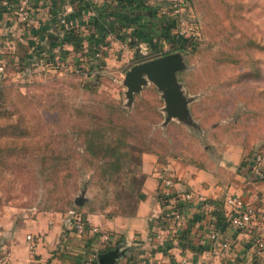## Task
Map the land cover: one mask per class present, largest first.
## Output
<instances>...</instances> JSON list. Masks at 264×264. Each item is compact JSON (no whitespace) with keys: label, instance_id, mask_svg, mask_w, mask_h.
<instances>
[{"label":"rangeland","instance_id":"1","mask_svg":"<svg viewBox=\"0 0 264 264\" xmlns=\"http://www.w3.org/2000/svg\"><path fill=\"white\" fill-rule=\"evenodd\" d=\"M185 1L201 38L191 49L178 47L174 27L140 1L136 8L154 19L153 36L104 30L102 19L95 25L91 13H82L62 45L41 44L37 29L9 36L12 48L1 45L0 103L27 136L0 137V221L48 213L68 220L70 210L131 215L146 177L144 155L163 164L179 158L231 165L241 148L244 183L264 186V0ZM173 53L184 61L176 79L190 123L166 121L162 94L151 82L131 102L126 96L131 67Z\"/></svg>","mask_w":264,"mask_h":264},{"label":"crops","instance_id":"2","mask_svg":"<svg viewBox=\"0 0 264 264\" xmlns=\"http://www.w3.org/2000/svg\"><path fill=\"white\" fill-rule=\"evenodd\" d=\"M139 1L27 0L25 9L28 18L20 24L18 13H21L23 0H0V47L12 48L14 41L9 36L21 29L27 30V33L39 30L44 35L41 38H45L41 39V44L45 46L48 43L62 45L66 42L56 36L59 34V17L79 21L82 13H91L87 18L95 25L102 19L103 27L100 26L104 30L111 29L121 34L128 32L134 36L144 32L143 35L153 36L151 24L154 19L136 8L140 5ZM134 26L135 29H132ZM97 31V28L94 29V33ZM50 33L56 34V37ZM25 43L33 45L30 38ZM241 150L236 151L237 159L231 165L226 160H218L209 166H198L182 162L179 158H167L163 164L158 157L144 155L143 173L146 177L134 215L112 218L101 213L83 215L90 225L111 234L108 243L99 241L97 235H76L69 229L70 219L66 220L56 213L22 221L2 219L0 264H99L100 255L114 250H118L115 264H180L182 259H187L190 264H264V257H255L251 246L253 238L264 241V221L257 220L249 232L231 228L223 218L222 202L228 195L241 197L246 205L254 209L260 208L262 203L264 205V186L255 183L249 187L240 173L243 167L237 168ZM160 173L175 179L178 191L190 189L218 204L215 211L207 216L191 209L186 228L173 241L167 240L162 245L156 239L161 229L154 226V218L162 213L157 200ZM212 224L221 231V241L226 239L231 242L229 256H222L219 247L211 251L209 232ZM27 235L35 238L34 243L26 239Z\"/></svg>","mask_w":264,"mask_h":264},{"label":"built area","instance_id":"3","mask_svg":"<svg viewBox=\"0 0 264 264\" xmlns=\"http://www.w3.org/2000/svg\"><path fill=\"white\" fill-rule=\"evenodd\" d=\"M140 2L149 7L153 13H161L166 21V24L174 27L175 30V42L180 48H193L200 41L199 26L192 14L188 15L185 12V0H140ZM27 0H23L21 5V13H18L20 19L25 22L28 18ZM59 37L63 39L70 33H74L79 27V21L68 19L66 17H59ZM173 44V43H171ZM179 44V45H178ZM100 60L101 54H96ZM0 60V64H1ZM101 66L97 67L93 73H100ZM3 71L0 65V73ZM84 79H89L87 72L81 73ZM256 168V167H255ZM254 173L257 174L256 171ZM159 185L157 191V197H160L159 203L162 207L161 215L154 218V226L161 229V232H157L156 239L160 244L164 242L173 241L176 235L182 232L188 223L189 211L191 209L196 210L201 216H207L212 214L216 205L211 203L202 194L190 190H176V181L171 177L164 176L162 173L158 175ZM175 190V191H173ZM223 218L226 219L228 225L238 231H249L254 225L256 220H264V209L252 208L246 205L239 196L228 195L222 202ZM70 230L78 236H85L86 234L97 235L98 240L103 243H108L111 234L95 225H90L87 220L74 210H70ZM221 231H219L216 225H210L209 238L211 243V251L219 247L222 256H229L232 245L231 242L222 239ZM26 239L34 243L35 238L31 235H27ZM251 246L254 250V256L258 258L264 257V241L261 239H252ZM180 264H190L187 259H182Z\"/></svg>","mask_w":264,"mask_h":264},{"label":"water","instance_id":"4","mask_svg":"<svg viewBox=\"0 0 264 264\" xmlns=\"http://www.w3.org/2000/svg\"><path fill=\"white\" fill-rule=\"evenodd\" d=\"M183 67L184 61L179 53L168 54L134 65L125 74L124 84L127 88L128 101L131 102L133 94L138 93L147 82H151L162 94L166 121L177 118L190 123L188 100L183 96L176 79V74ZM74 204L81 206L83 198L75 199ZM117 257L118 250L109 251L99 256V264H115Z\"/></svg>","mask_w":264,"mask_h":264},{"label":"trees","instance_id":"5","mask_svg":"<svg viewBox=\"0 0 264 264\" xmlns=\"http://www.w3.org/2000/svg\"><path fill=\"white\" fill-rule=\"evenodd\" d=\"M1 76V74H0ZM1 94H0V100H1ZM11 113L6 110L5 108L2 107V102L0 103V137L1 134L3 133L5 135H12V138H24L27 136V131L21 127H18L17 124L16 126L14 124H12L13 122L10 120L11 119ZM2 136V137H3ZM258 183H262L261 181H259ZM143 185V183H142ZM142 188V186H141ZM141 191V189H140ZM140 191H138L139 193H137L136 196H138V194H140ZM135 196V197H136ZM126 197L129 200H132L134 198V192L130 191L126 194ZM157 200L160 201V197H157ZM137 205H138V200H137ZM137 205L136 207L133 209V214L134 215L136 210H137ZM216 207H218V204L215 203ZM131 215H122V216H131Z\"/></svg>","mask_w":264,"mask_h":264}]
</instances>
